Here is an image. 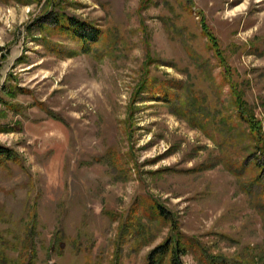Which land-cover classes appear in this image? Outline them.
<instances>
[{"label":"rangeland","instance_id":"obj_1","mask_svg":"<svg viewBox=\"0 0 264 264\" xmlns=\"http://www.w3.org/2000/svg\"><path fill=\"white\" fill-rule=\"evenodd\" d=\"M54 15L98 40L81 48ZM201 21L264 133V0H0V145L17 155L0 166V236L18 243L8 257L29 238L36 264H145L169 232L154 201L190 239L182 264H264L251 147L228 152L247 165L236 179L170 106L193 95L210 118L228 106ZM144 78L171 87V103L137 95ZM57 230L62 252L48 254Z\"/></svg>","mask_w":264,"mask_h":264},{"label":"trees","instance_id":"obj_2","mask_svg":"<svg viewBox=\"0 0 264 264\" xmlns=\"http://www.w3.org/2000/svg\"><path fill=\"white\" fill-rule=\"evenodd\" d=\"M17 2H23L26 0H13ZM51 25L53 28L59 30L65 35L69 36L72 40L80 44L81 48H84L90 43H94L99 38V31L90 27L88 23L76 20L69 17L53 16ZM89 27L92 33L85 32V28ZM201 34L206 38L208 49L212 53L214 59L217 61L218 66L221 67V81L228 82L229 84V103L227 107H222V110L214 113L210 118L208 117L209 109L207 102L200 100L199 97L191 95L193 99L191 101L180 102L179 105L174 106L171 103L170 88L163 82H154L152 79H143L135 92L137 95L140 93H149L152 97L158 96L161 102L170 104L172 108H176V112L180 114L187 123L200 131L208 140H210L219 151L221 155V161L223 168L236 179H239L240 172L247 168V165L240 163L238 166L230 165L228 152L231 149H235V144H239V141H247L248 145L238 147L239 149H248L251 147V154L253 155V161L250 169L256 172V175L251 180L252 183L262 184L264 186V133L260 121L255 119L252 109L242 99L241 92L237 89L235 82L231 79V69L225 64L224 57L218 51V42L214 39L211 33L207 30L204 23L200 22ZM145 90V92H143ZM174 106V107H173ZM230 111L234 112V116L230 118ZM242 127V129H240ZM240 129V130H239ZM242 133V135L240 134ZM239 134V135H238ZM235 147V148H234ZM256 152L258 153L255 156ZM248 153V154H250ZM255 153V154H254ZM17 155L10 149L0 145V166L15 161ZM235 164L237 160H234ZM237 167V169H235ZM246 193H249L247 191ZM152 209L155 211L158 222H165L168 224L169 232L164 240L154 247L146 256L145 264H159L167 257V264H182L180 257L185 254L188 242L190 239H186L178 229L176 220L171 216L169 212L164 210L159 204L151 201ZM60 230H57L53 234L52 243L48 249V254L56 252L60 254L64 246V240L62 239ZM122 243V238L119 235L116 247ZM22 245L17 250H14L16 257H8L6 251L13 247L15 248L18 243L14 244L11 240H7L0 236V264H36V251L31 244L30 239L23 240ZM13 246V247H12ZM5 249V250H4ZM89 261V260H88ZM85 261V262H88ZM49 262V260L47 261ZM47 264H55L54 262ZM89 264V263H87ZM217 264H233L229 260L222 259ZM234 264H249V263H234ZM251 264H253L251 262Z\"/></svg>","mask_w":264,"mask_h":264}]
</instances>
